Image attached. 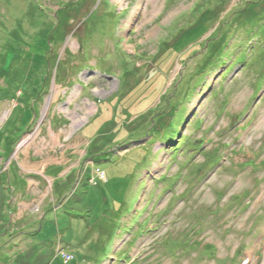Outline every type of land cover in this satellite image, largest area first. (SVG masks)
I'll return each mask as SVG.
<instances>
[{
	"label": "rangeland",
	"instance_id": "rangeland-1",
	"mask_svg": "<svg viewBox=\"0 0 264 264\" xmlns=\"http://www.w3.org/2000/svg\"><path fill=\"white\" fill-rule=\"evenodd\" d=\"M260 163L264 0H0V264H264Z\"/></svg>",
	"mask_w": 264,
	"mask_h": 264
},
{
	"label": "trees",
	"instance_id": "trees-1",
	"mask_svg": "<svg viewBox=\"0 0 264 264\" xmlns=\"http://www.w3.org/2000/svg\"><path fill=\"white\" fill-rule=\"evenodd\" d=\"M14 43L17 44V45H19L16 42H14ZM229 43H230V40L228 39V37H225L224 36L223 38H221V40L219 42V47L217 49H215V51L214 50L211 51L213 53L209 56V58L211 57L210 58L211 62L209 61L210 63L208 64V66H212V67L213 66H217L219 61H222L224 64L226 62L230 61V57L231 56L229 55V53L228 54L225 53V51H226ZM19 46H21V45H19ZM31 55L32 54H30V56ZM32 57H36V56H32ZM41 57L42 56H39V58H41ZM238 60H239L238 58H235V61H237L236 63L237 64H240L242 61H240V60L238 61ZM42 77H44V76H42ZM37 90H39V89H37ZM13 97H15V96H13ZM199 150H200V148H199ZM107 158H108L107 153H104V154L101 153V154H97V155L93 156L91 158V161H92V164L95 166L96 164H100L101 161L107 162L108 161ZM233 198L234 199H237V197H233ZM184 242H187V247L193 246V249L192 250H194V251L195 250L197 251L198 249L205 250L206 251V254L205 255H209V256H211V259H213L214 253H215L214 246H212V245H205V246H203L201 248L200 247V243H191V242H188L186 240Z\"/></svg>",
	"mask_w": 264,
	"mask_h": 264
},
{
	"label": "bare ground",
	"instance_id": "bare-ground-1",
	"mask_svg": "<svg viewBox=\"0 0 264 264\" xmlns=\"http://www.w3.org/2000/svg\"><path fill=\"white\" fill-rule=\"evenodd\" d=\"M117 2H118V1H117ZM126 148H127V147H126ZM110 158H111V157H110ZM110 158L108 159V161H110ZM108 161H107V162H108ZM136 210H137V207H136Z\"/></svg>",
	"mask_w": 264,
	"mask_h": 264
}]
</instances>
